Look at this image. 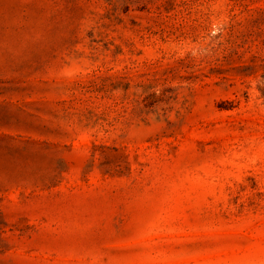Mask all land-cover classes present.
Instances as JSON below:
<instances>
[{
  "label": "rangeland",
  "instance_id": "1",
  "mask_svg": "<svg viewBox=\"0 0 264 264\" xmlns=\"http://www.w3.org/2000/svg\"><path fill=\"white\" fill-rule=\"evenodd\" d=\"M0 264H264V0H0Z\"/></svg>",
  "mask_w": 264,
  "mask_h": 264
}]
</instances>
